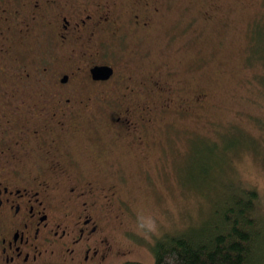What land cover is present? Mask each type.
<instances>
[{"label": "flooded vegetation", "instance_id": "1", "mask_svg": "<svg viewBox=\"0 0 264 264\" xmlns=\"http://www.w3.org/2000/svg\"><path fill=\"white\" fill-rule=\"evenodd\" d=\"M173 1L0 0V264H111L126 253L119 185L132 172L101 165L102 149L141 154L155 127L204 99L126 50ZM88 143L95 161L83 169L72 145Z\"/></svg>", "mask_w": 264, "mask_h": 264}, {"label": "rangeland", "instance_id": "2", "mask_svg": "<svg viewBox=\"0 0 264 264\" xmlns=\"http://www.w3.org/2000/svg\"><path fill=\"white\" fill-rule=\"evenodd\" d=\"M155 19L126 50L168 66L185 93L199 90L204 99L195 113L155 127L141 154L120 143L102 149L101 165L118 161L132 172L119 185L125 220L116 240L126 253L111 264H153L158 239L196 225L237 183L259 192L264 212V0H175ZM210 142L232 145L217 150ZM72 146L81 168L94 165L90 143Z\"/></svg>", "mask_w": 264, "mask_h": 264}, {"label": "trees", "instance_id": "3", "mask_svg": "<svg viewBox=\"0 0 264 264\" xmlns=\"http://www.w3.org/2000/svg\"><path fill=\"white\" fill-rule=\"evenodd\" d=\"M206 145L219 150L232 144ZM215 161L207 163L213 166ZM207 163L204 162L201 177L210 167ZM227 184L225 181L221 187ZM224 195L216 199L214 210L196 225L158 239L153 245V264H264V212L261 214L256 208L261 202L259 192L237 183ZM123 264L142 263L127 260Z\"/></svg>", "mask_w": 264, "mask_h": 264}, {"label": "water", "instance_id": "4", "mask_svg": "<svg viewBox=\"0 0 264 264\" xmlns=\"http://www.w3.org/2000/svg\"><path fill=\"white\" fill-rule=\"evenodd\" d=\"M104 71H105L104 67H95V69L93 70V72L96 73L97 75H99L101 72Z\"/></svg>", "mask_w": 264, "mask_h": 264}]
</instances>
